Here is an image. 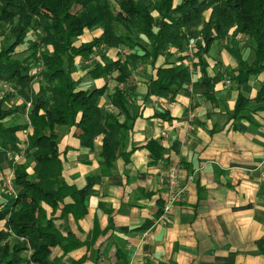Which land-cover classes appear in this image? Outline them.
Listing matches in <instances>:
<instances>
[{
	"label": "trees",
	"instance_id": "1",
	"mask_svg": "<svg viewBox=\"0 0 264 264\" xmlns=\"http://www.w3.org/2000/svg\"><path fill=\"white\" fill-rule=\"evenodd\" d=\"M95 28L102 30L100 35L80 41ZM232 29L235 35H245L254 53L251 62L241 61L234 76L228 77L242 85L264 74V0H156L149 4L140 0H0V37L4 38L0 85L7 82L17 90L0 98V170L8 162L16 190L15 196L0 203V220L6 221L0 227V264H59L52 258L55 247L79 245L69 230L64 235L58 220L68 215L84 217L85 199L94 190L91 183L80 188L64 178L56 128L74 126L77 136L90 146L102 135L100 154L108 171L117 159L128 161L135 150H126L124 142L134 123L128 97L135 89L133 73L138 64L150 61L155 69L148 80V94L166 97L174 86L192 82L185 62L189 56L184 52L192 42L193 64L202 67L201 82L211 96L206 56L212 44L228 38ZM32 34H38V42ZM122 46L128 48L123 57L108 55L111 48ZM26 51L30 53L19 56ZM174 53L181 55L170 66ZM160 58H164L161 64ZM80 60L90 63L89 77L124 84L108 94L110 103L126 115L124 120L100 106L107 84L93 90L80 87L82 80L74 76ZM35 81L40 83L37 90ZM16 94L24 97V107L32 103L30 124L6 122L18 108L6 109L4 102ZM252 102L260 104L257 110H264V80L254 99L239 93L232 116L238 117ZM28 128L23 141L20 133ZM146 147L155 159L161 157L159 140H150ZM10 152H22L25 160L15 162Z\"/></svg>",
	"mask_w": 264,
	"mask_h": 264
},
{
	"label": "crops",
	"instance_id": "2",
	"mask_svg": "<svg viewBox=\"0 0 264 264\" xmlns=\"http://www.w3.org/2000/svg\"><path fill=\"white\" fill-rule=\"evenodd\" d=\"M101 32L98 28L87 31L80 41ZM233 32L215 41L206 56L211 96L201 82V66L191 71L192 82L174 86L165 97L148 94V80L155 69L150 61L144 62L143 69L138 64L133 73L135 89L128 97L134 123L124 142L126 150L135 148L128 161L119 158L108 171L100 154L102 135L90 146L77 136L74 126L56 128L64 178L80 188L91 183L94 190L85 199L84 217L68 215L58 220L64 235L69 230L73 242H79L75 247L53 249L52 258L59 264H264V110H257L260 104L252 102L238 117L232 116L239 93L254 99L264 74L242 85L233 79L227 82L241 61L254 58L245 35ZM126 53L125 46L108 50L114 59ZM180 55L169 58L170 66ZM163 62L164 58L158 61ZM86 64L77 61L78 68L85 66L74 73L82 80L80 87L93 90L107 84L100 106L124 120L126 115L108 99L116 86L124 88V84L89 77ZM39 86L35 81L34 89ZM24 104V97L17 94L6 100L4 108H18L6 122L29 124ZM29 130L21 131L23 141ZM153 139L163 146L158 159L146 147ZM173 161L180 162L186 193L164 215L167 194L159 176ZM11 169L4 162L0 171L7 174ZM1 182L0 178L3 203L11 193H1ZM5 222L0 220V227Z\"/></svg>",
	"mask_w": 264,
	"mask_h": 264
},
{
	"label": "built area",
	"instance_id": "3",
	"mask_svg": "<svg viewBox=\"0 0 264 264\" xmlns=\"http://www.w3.org/2000/svg\"><path fill=\"white\" fill-rule=\"evenodd\" d=\"M194 43H190L187 46V50H186V54L189 56L188 58H190L191 60V67L190 64L189 68L191 71H193L194 66H193V59H194ZM193 66V67H192ZM41 70V67L38 68V71ZM227 82H231L230 78L226 79ZM13 93L15 92L14 87L12 86V84L10 83H3L0 85V98H2L3 96H5L7 93ZM32 106L31 101L27 102V113H29L30 107ZM25 114V115H26ZM28 115V114H27ZM28 122L30 124V118L28 116ZM9 156H12L15 160V162L19 161L22 156L23 153H9ZM7 176H9L8 178V183L7 181H5V186L7 187V190L12 194V195H16V190L13 186V177H14V171L13 169H11V172L9 174H6ZM181 168H180V162L179 161H173L170 164H168L164 169L161 170L160 172V176H159V181L161 183V185L165 188L166 194H167V199L166 202L164 204V215H166L171 207L174 204L179 203L180 201L183 200L184 195L186 193V185H182L181 184ZM31 254V249L28 252V256Z\"/></svg>",
	"mask_w": 264,
	"mask_h": 264
},
{
	"label": "rangeland",
	"instance_id": "4",
	"mask_svg": "<svg viewBox=\"0 0 264 264\" xmlns=\"http://www.w3.org/2000/svg\"><path fill=\"white\" fill-rule=\"evenodd\" d=\"M140 1H143L144 3H146V4H149V3H151V2H155L156 0H140ZM154 4V3H153ZM90 34H88V36H89ZM30 37L31 38H33V40H35L36 42H38L39 40H38V34H32V35H30ZM1 38V42H3L4 41V38L3 37H0ZM188 46V45H187ZM127 50H128V48L127 47H125ZM187 48V47H186ZM185 51L184 52H186V50L187 49H184ZM30 52L29 51H26V52H22V53H20L19 54V56L20 57H23V56H25V55H27V54H29ZM146 63V62H145ZM191 63V61L190 62H188V64H190ZM140 64V63H139ZM90 66V63L88 62L87 64H86V66ZM143 66H145V64H144V62H142L141 63V65H140V67L143 69ZM193 66H194V64H193ZM192 66V67H193ZM139 67V68H140ZM190 67H191V64H190ZM83 70H85V66L84 67H80L79 66V68L77 67L76 68V71H83ZM109 81H111V82H114V79L112 80V79H109ZM15 92H17V90L15 89ZM11 93V92H10ZM14 93V92H13ZM18 94V93H17ZM20 96V95H19ZM11 97H13V96H11ZM10 99V98H9ZM26 112H27V102H26V109H24V113L26 114ZM27 114H29V113H27ZM26 114V119L28 120V116L29 115H27ZM25 116V115H24ZM11 153V152H10ZM23 159H24V156H22V158L19 160V161H17V163L18 162H21V160L23 161ZM25 160V159H24ZM11 171H9L7 174H9ZM9 176H7L5 173H3V172H1L0 171V178H1V180H2V189H3V191L1 192V193H3V192H5V193H10L8 190H7V187L4 185L5 184V181H7V183H8V178ZM12 179H14V177L12 178ZM21 239H23V238H21Z\"/></svg>",
	"mask_w": 264,
	"mask_h": 264
}]
</instances>
